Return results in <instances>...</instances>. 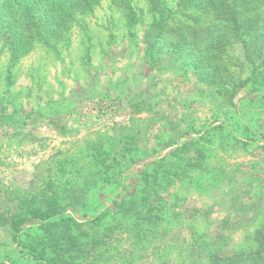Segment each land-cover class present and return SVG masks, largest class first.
<instances>
[{
  "label": "rangeland",
  "instance_id": "374dc122",
  "mask_svg": "<svg viewBox=\"0 0 264 264\" xmlns=\"http://www.w3.org/2000/svg\"><path fill=\"white\" fill-rule=\"evenodd\" d=\"M233 2L240 3V9L246 7L252 19L244 20L239 35L234 36V30L230 44L219 50L220 73L241 81L232 99L237 103L248 95L245 111L259 125H253L258 131L255 136L246 130L244 144L228 146L227 153L216 150L213 160L245 163L241 173L245 186L240 193L245 199H258L264 196V99L250 100L264 97V71L259 72L264 70V0ZM182 8L178 4L173 11ZM186 11L201 13L193 8ZM70 13L83 16L85 11ZM66 20H59L61 32L56 39L45 45L37 38L35 47L24 49L22 55L5 51L12 49L10 38H0V197L19 189L21 196L56 195L66 203L89 191L87 200L106 201L112 191L100 190V185L107 182L105 174L113 164L133 166L137 174L151 161L155 168L164 167L170 160L167 153L185 141L191 147L187 153L195 155L200 135H209L205 143L212 146L222 142L215 127L227 118L228 95L220 92L216 102L200 92L204 73L196 69L195 57L181 48L182 42L167 40L163 34L158 47L164 52H151L141 34L146 25L133 26L125 9L110 7L108 2L87 13L84 20ZM183 25L184 20L178 18L170 22L171 27ZM9 62L14 63L10 64L11 80L7 79ZM132 99L143 101L140 112L130 105ZM6 101L10 103L7 109L3 107ZM56 105L61 112L55 111ZM138 127L142 140L135 144L132 135ZM137 182L134 178L132 185ZM175 182L164 193L166 199L178 205L185 196L181 203L199 219L198 233H212L215 221L229 210V190L205 191L190 177ZM58 211L74 215L80 222L86 220L72 204L61 205ZM263 222L261 216L243 225L234 235V248L254 247L253 234ZM163 223L161 230L169 233L165 251L171 253L170 261L194 264L189 256L194 235H186L182 246L177 221ZM144 227L139 221L138 229L127 233L111 250H104L109 260L119 258L112 264H136L131 256L134 252L153 248L154 242L140 244ZM7 229L0 224V264H29L19 259ZM86 264L102 262L95 258Z\"/></svg>",
  "mask_w": 264,
  "mask_h": 264
},
{
  "label": "trees",
  "instance_id": "16d2710c",
  "mask_svg": "<svg viewBox=\"0 0 264 264\" xmlns=\"http://www.w3.org/2000/svg\"><path fill=\"white\" fill-rule=\"evenodd\" d=\"M105 2L110 7L125 9L133 26L146 25L141 34L151 52H164L159 49L163 34L167 40L182 42L184 46L181 48L195 57L196 69L204 73L200 77L202 94L216 102L222 96L220 92L228 95L227 118L215 127V132L223 136L222 142L212 146L205 143L209 135H200L198 146L194 147L195 155L187 153L191 147L185 141L167 153L170 160L164 167L155 168L151 161L137 174L133 172V166L113 164L110 173L105 174L107 182L100 185V190L112 191L110 200L106 201L87 200L89 191H83L78 197L72 196L66 203L56 195L21 196L19 189L0 197V224L6 226L12 235L19 259L29 264H86L95 258L102 264L117 263L119 258L109 260L104 250H111L115 243L118 245L127 233L138 229L139 221H143L145 227L139 235L140 244L150 241L154 246L134 252L131 255L134 263L174 264L170 261L171 253L165 251L170 242L169 233L161 230L165 227L164 220L169 222L173 219L177 221V230L183 237L182 246L187 241L186 235H194L189 246V256L194 264H264V222L253 234L256 239L254 247L235 249L232 244L234 235L243 225L264 216V196L245 199L244 194L241 195L240 191L245 186L241 182L245 163L232 165L222 159L213 160L216 150L227 153L228 146L244 144L243 133L246 130L253 132L254 136L258 132L253 130L257 121L245 111L248 95L237 103L232 99L241 81L220 73L222 61L218 57L219 50L230 44L231 33L235 30L234 36H238L244 20L252 19L248 9H240L241 4L233 0H0V38L9 37L12 47L5 51L13 56L22 55L24 49L35 47L37 38L45 45L49 44L47 41L56 39L61 32L59 20H84L87 13H92ZM178 4L183 8L173 11ZM186 8L200 9L201 13L187 12ZM72 10L85 13L80 16L70 13ZM65 11L69 12L64 15ZM176 18L184 20L185 25L171 27L170 22ZM207 20L209 23L203 24ZM27 39H30L29 43H26ZM10 64L14 63L9 62L7 67V79L11 80ZM263 71L259 70L260 73ZM263 99H251L250 102ZM9 104L6 101L3 107L7 109ZM142 104L143 101L133 99L130 103L136 112H140ZM60 107L54 106L55 111L61 112ZM133 134L132 142L138 144L142 140L139 127L133 130ZM188 177L205 191L229 190L227 194L230 196L226 201L229 210L215 221L212 233H198L199 219L181 203L185 196L180 198L178 205L166 199L164 193L171 190L175 179ZM134 178L138 182L132 185ZM64 204L78 207L79 216L86 220L80 222L74 215L60 213L59 207ZM133 242L131 240V244ZM15 261L19 262L18 259Z\"/></svg>",
  "mask_w": 264,
  "mask_h": 264
}]
</instances>
